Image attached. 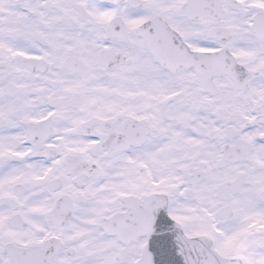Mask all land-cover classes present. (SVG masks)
Instances as JSON below:
<instances>
[{
    "label": "snow or ice",
    "instance_id": "6c2138e0",
    "mask_svg": "<svg viewBox=\"0 0 264 264\" xmlns=\"http://www.w3.org/2000/svg\"><path fill=\"white\" fill-rule=\"evenodd\" d=\"M0 264H264V0H0Z\"/></svg>",
    "mask_w": 264,
    "mask_h": 264
}]
</instances>
